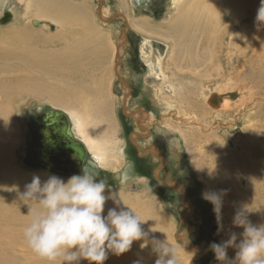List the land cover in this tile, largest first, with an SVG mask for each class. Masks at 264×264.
I'll use <instances>...</instances> for the list:
<instances>
[{"label": "rangeland", "instance_id": "obj_1", "mask_svg": "<svg viewBox=\"0 0 264 264\" xmlns=\"http://www.w3.org/2000/svg\"><path fill=\"white\" fill-rule=\"evenodd\" d=\"M14 1L17 8L8 11L4 0H0V39L4 37L2 31L12 27H28L32 30L37 35L33 48L46 59L43 69H34L35 75L45 76L51 87L62 89L58 86L67 83L66 76L69 72L65 58L68 28L73 26L75 30L84 29V15L81 16L80 12L73 14L81 24L70 23L67 19H63L62 25H47L44 21L37 24L32 18L43 15L39 11L41 0H30V11H26L18 0ZM47 1L61 3L58 0ZM117 1L64 2L73 4L77 11L81 5L86 7L85 15L91 23L90 29H84L78 39L87 40L89 47L80 64L90 71V81L99 88L101 102L106 104L105 113L110 121L106 129L111 131L110 133L115 131L118 140L126 147L123 153L124 162L111 166H102L94 158L90 159L92 156L88 151L83 168L74 174H80L83 169L97 173V179L103 180L113 192L119 193L123 202L134 209L142 220H145L142 214L144 206H148L149 210L146 212L151 214L148 221L153 222V228H159L165 240L180 250V264H190L192 259L193 264H219L209 245L227 240L231 232H242V228L234 227L232 223L237 212L245 211L254 225L264 223L262 202L258 207L251 206L247 202L255 198H247L243 193L259 183L257 176H261L264 182V102L261 100V97L264 98V78L255 76V68L258 67L253 65H261L264 69V48L260 50L259 47L252 51L256 54L255 62H246L243 70L241 65L239 71L236 69L238 62H230L227 38L218 54H215L217 62L209 63L208 60L214 58L207 54L203 55L204 59L200 60L198 66L190 67L186 65L182 52L179 56V45L172 47L173 42L178 41L176 35L167 40L165 33H162L163 29L159 28L157 34L152 35L154 50L151 54L143 46V39L150 37L149 33L140 32L137 28L140 19L148 20L154 25L167 23L176 12L174 0H150L139 12H136V7L133 10L126 0ZM169 6H173V11ZM63 11L67 10L61 7L57 12L61 15ZM6 12L11 14L7 19ZM100 14L105 16L106 20L103 21ZM124 15L128 16L130 22H127ZM239 26L245 27L244 22ZM205 43L206 41H200L198 38L195 49ZM2 45L0 42V46ZM98 46L106 49L120 46L121 53L114 59L106 52L102 56L103 61L98 62V57L91 53L93 48ZM172 50L174 52L171 55ZM196 51L201 54L199 49ZM252 52H249V55ZM158 56L167 75L166 80L173 81L177 87L176 96H179L181 102L166 98L165 92H172L171 85L163 88L165 77L161 69L155 66L156 70L150 71V65L153 62L156 65ZM172 56H177V62L175 59L174 62L171 61ZM14 60L8 61L7 64L14 63ZM249 68L252 78H247ZM51 70L52 75H49ZM242 78L250 81L249 88L256 91V101L263 104L262 107L255 108L250 99L247 106L243 104V99L249 97V94L242 87ZM252 85H255V88ZM214 90L220 100L211 105L206 97ZM46 93L18 96L11 104H7L8 108L4 103L6 109L3 115L13 130L11 141L4 147L0 157L3 169L1 173L6 179L5 171L7 172L9 167L20 171L21 180L39 176L42 182L50 175H57L66 181L73 175L51 171L33 159L31 141L35 118L51 108L61 109L69 117L65 111L67 105L54 104L50 99L52 93ZM154 95L158 96L162 105L155 104L152 99ZM224 99H229L228 106L223 105ZM139 111L146 112L147 117L143 119L146 128H139L137 125L139 117L136 114ZM168 126L175 130L180 140L182 150L179 152L174 151L164 132V128ZM250 126H255L257 131L255 142L248 137L252 134L248 130ZM136 131L141 133L136 134ZM225 149L240 154L237 156L242 158L228 170L222 153ZM245 170L255 171L250 174ZM8 174L10 176V173ZM26 174L29 176L26 177ZM262 192L264 193V189ZM203 194L220 197L219 224L213 211V203L205 199ZM105 195H108L107 188ZM113 207H116L113 201L107 200L103 214L106 216L108 209ZM221 225L222 228L218 232ZM141 227L148 235L150 225L146 220ZM147 241V247H153L152 242ZM189 243L194 246H189ZM131 248L133 250L129 254H135L141 246ZM227 253L230 259L234 258L233 248H229ZM25 260L21 259V264H25ZM109 260H112L111 256H108L106 261ZM80 264L84 262L81 260ZM118 264H130L129 258L123 260L121 256Z\"/></svg>", "mask_w": 264, "mask_h": 264}, {"label": "bare ground", "instance_id": "obj_2", "mask_svg": "<svg viewBox=\"0 0 264 264\" xmlns=\"http://www.w3.org/2000/svg\"><path fill=\"white\" fill-rule=\"evenodd\" d=\"M58 1L61 3L55 4L47 0H41L39 11H41L43 15L32 18V21L35 19L37 24H41L44 21L47 25H51L52 23L62 25L63 19H67L70 23L81 24L73 15L79 14L80 12L82 14L81 16L84 15L83 20L85 21V26H83V28L89 31L91 23L85 15L86 7L81 5L79 11H77L73 4L69 2L64 4L66 0ZM126 1L133 10H135L134 7L138 9L136 12L146 7L143 6L144 4L139 3L141 0ZM18 2L24 5L26 11L31 10L32 6L30 0H18ZM260 4L261 0H174L173 5L176 6V12L167 23L163 25H154L148 20L140 19L142 21L139 20L137 28L140 32L149 33L148 35H150V37L148 36L143 39V46L148 49L151 54H153L152 52L154 50L152 40L154 37L152 35H156L159 28L163 29L162 33H165V38L167 40H170L172 35H176L178 43L173 42L172 47H174V45H179V56L182 52L187 62L186 65L190 67L198 66L200 60L204 59L203 55L207 54H211L214 58L213 60L212 58L209 59V63L213 61L217 62V55L215 54H218L221 45L225 44V40L228 38L227 44H229L230 62L234 60L238 62L236 69L241 71V65L243 70L246 62H255L256 54L252 51H256L259 47L260 50L264 48V22H259L256 19ZM4 6L8 7V11H13L17 8V4L14 0H4ZM61 7L67 11H63V13L59 15L57 11ZM53 8L57 9V11ZM169 9L173 11V6H169ZM102 18L103 21L104 19L106 20L105 16H102ZM125 19L127 22H130L128 16H125ZM242 22H244L245 27L239 26ZM84 29L75 30L73 26L68 28L65 58L69 72L66 76L67 83H63L61 87L58 86V88H62L60 90H57L54 86L51 87L49 80L45 76L38 77L34 73L35 68L41 67L43 69V66L46 65V59L40 56L38 51L33 48V43L37 35L28 27H12L2 31L4 37L0 39V42L3 44L0 46L2 47L0 48V112L2 114L0 115V157L4 152V147L8 145L13 136V130L8 124L6 116L3 115V111L6 109L4 103L8 108L9 105L7 104H11L18 96L28 93L31 95L47 94L46 92H48L52 93L50 99L54 104L67 105L65 111L69 114V120L74 135L84 142L88 151L91 153L92 157L90 159L94 158L102 166H111L115 163L121 164L124 162L123 153L126 147L118 140L114 130V132L110 133L111 131L106 129V126L109 125L108 122H110L105 113L106 104L101 102L102 95L99 88L90 81V79H92L90 71L80 64L82 57L86 56V51L89 47L87 40L78 39V37L83 34ZM198 38L200 41H206V43L204 46L195 49ZM217 44L220 45L215 48ZM203 47L207 48L204 49ZM198 49L201 51V54L196 51ZM106 52L110 53L111 58L115 59L119 57L121 47L111 46V49H106V47L98 46L93 48L91 53L98 57V62H102V56ZM173 52L174 50L171 51V55ZM249 52H252V54L249 55ZM259 56H261V54ZM12 59H15L13 61L14 63L7 64L8 61ZM174 59L177 62V56L171 57L172 62H174ZM156 60V65L154 62L150 65V71H155V66L159 67L165 77L163 88H168L169 85H171L170 89L172 92L169 91L168 94L165 92L166 98L171 100L176 99L181 102L179 96H176L177 87L174 85L173 81L166 80L167 75L163 69V64L159 56ZM257 61L260 63L259 58ZM253 65L254 67H258L255 68V76L264 78V69L262 66L258 64ZM259 68L262 69L260 70ZM50 73L49 75H52V70ZM249 74L250 68L247 73V78H252ZM243 80L244 84H242V87L245 88L249 94V97L243 99V104L247 106L250 103V99L255 108L262 107L263 104L256 101L258 99V97H256V91L250 90L251 88H249V85H251L250 81ZM252 86L255 88V85ZM214 93H216V90H214V92L210 91L209 95L206 97L207 102L211 105L220 100L218 97L219 95L217 96ZM152 99L155 104L162 105L158 96L154 95ZM261 100L263 103L264 98L261 97ZM222 102H224L223 105L225 106L229 105V99H224ZM136 116L139 117L137 121L138 127L146 128L143 124V119L147 117L146 112L139 111ZM262 117L264 118V113H262ZM262 126L264 127V125ZM164 129L169 142L173 145L174 151H181V143L175 130L170 126ZM248 130L250 134H253L250 136L248 135V137L252 138L255 142L254 136L257 135L255 126H250ZM137 133L141 132L136 131V134ZM246 142H248V140H246ZM236 148L238 147L236 146ZM227 150L228 149L222 151L225 158L226 170L233 166L235 162L239 163V160L242 159L240 156H237L240 154L232 153ZM2 171L3 169H1L0 165V264H21V259H26L25 264H53V262L38 257L27 246L23 236V229L31 219V212L39 210V204L37 202H31L29 208L28 205L24 203L23 198H20L21 194L26 191V185L32 181V178L28 177L25 180H21L19 179L21 174L20 171L15 170L13 167H9L8 171H5L7 175L6 179V177L4 178L2 175ZM232 171L235 172L238 170ZM245 171L246 173L252 174L255 170ZM8 173H10V176ZM27 176L29 175L26 174V177ZM257 178L259 183L252 185L249 191L243 193L247 198H255L247 202L249 205L258 207L261 202L262 205H264V193L262 192V189H264V182L261 176H257ZM44 181L45 180H43L42 183ZM260 183L263 184L260 185ZM134 204L137 205L135 200ZM148 210V206H144V212H142L143 218L147 221V224L150 225L147 240L151 242L153 239L164 241L165 239L161 236L159 228H153V222L148 221L150 219V213L146 212ZM238 232L240 233V231ZM139 244L141 243L133 242L132 246H140ZM132 250L131 248L129 251L119 256L109 252L108 256H111L112 260H109V262L105 261L104 264H118V260L121 256L123 260L129 258L130 264H134L137 260L140 261V264H155V260L158 258L156 253L152 251V247H147L145 249L138 248L139 252L129 254ZM18 253H20V255H18ZM82 262H84V264H89L87 260H82ZM55 264H58V261L55 262Z\"/></svg>", "mask_w": 264, "mask_h": 264}, {"label": "clouds", "instance_id": "obj_3", "mask_svg": "<svg viewBox=\"0 0 264 264\" xmlns=\"http://www.w3.org/2000/svg\"><path fill=\"white\" fill-rule=\"evenodd\" d=\"M256 19L264 22V0H261ZM97 175L83 169L66 181L50 175L43 183L39 176H33L26 185L20 198L29 208L31 202H37L39 210L31 212L23 236L38 257L53 264L57 261L58 264H80L81 260L104 264L109 252L119 256L129 251L134 241H144L140 246L147 247V233L141 227L145 220L123 202L119 193L97 179ZM106 188L108 195H105ZM203 196L213 203L219 224L220 197ZM109 199L116 207L109 208L105 216L104 206ZM232 223L243 231L231 232L227 240L211 243L209 249L215 259L219 264H264V223L254 225L243 210L236 213ZM221 228L222 225L218 232ZM152 244V251L158 257L155 264H180V250L167 239H153ZM229 248L235 250L234 258L228 257Z\"/></svg>", "mask_w": 264, "mask_h": 264}, {"label": "water", "instance_id": "obj_4", "mask_svg": "<svg viewBox=\"0 0 264 264\" xmlns=\"http://www.w3.org/2000/svg\"><path fill=\"white\" fill-rule=\"evenodd\" d=\"M139 3L145 4L148 0ZM10 16L6 12V19ZM31 148L36 163L63 174L80 171L88 157V149L74 135L69 117L57 108L48 109L35 118ZM191 245L194 246L189 243Z\"/></svg>", "mask_w": 264, "mask_h": 264}, {"label": "flooded vegetation", "instance_id": "obj_5", "mask_svg": "<svg viewBox=\"0 0 264 264\" xmlns=\"http://www.w3.org/2000/svg\"><path fill=\"white\" fill-rule=\"evenodd\" d=\"M150 0H148V2H149Z\"/></svg>", "mask_w": 264, "mask_h": 264}]
</instances>
